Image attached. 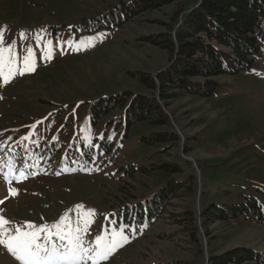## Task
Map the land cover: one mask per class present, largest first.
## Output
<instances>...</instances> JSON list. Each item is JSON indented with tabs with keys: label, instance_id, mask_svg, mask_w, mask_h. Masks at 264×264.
Here are the masks:
<instances>
[{
	"label": "rangeland",
	"instance_id": "1",
	"mask_svg": "<svg viewBox=\"0 0 264 264\" xmlns=\"http://www.w3.org/2000/svg\"><path fill=\"white\" fill-rule=\"evenodd\" d=\"M123 1L132 0H0V31L5 46L15 45L19 67L28 48L35 52L34 71L7 84L0 77V215L22 230L61 217L71 226L79 217L83 227L87 219L86 247L97 235L126 236L100 264H213V257L238 248L264 251V221L254 218L216 222L199 255V246L181 236L161 238L175 228L170 218L153 226L126 221L124 205L191 175L195 196L175 200L171 210L178 214L245 195L264 204V47L251 69L219 76L211 97L181 92L167 109L180 140L150 144L144 137L166 127L146 120L129 125L127 108L134 95L149 94L141 73L156 75L168 64L167 52L149 37L167 31L177 7L192 1L174 0L124 24L83 32L86 21L105 20ZM125 91L133 92L127 105L92 118L97 100ZM0 264L21 262L0 244Z\"/></svg>",
	"mask_w": 264,
	"mask_h": 264
},
{
	"label": "trees",
	"instance_id": "2",
	"mask_svg": "<svg viewBox=\"0 0 264 264\" xmlns=\"http://www.w3.org/2000/svg\"><path fill=\"white\" fill-rule=\"evenodd\" d=\"M174 0L123 1L108 12L105 20L93 18L86 21V30L91 31L114 24H124L140 13L160 9ZM189 7H177L168 30L149 37V40L165 50L168 64L157 74L143 72L141 81L149 94L125 91L102 97L93 105L92 118L97 121L117 106H124L133 96L127 108L129 125L138 121L166 127V130L144 137L150 144L180 140L178 130L172 124L168 107L181 92L188 95L211 97L220 83L218 77L235 75L251 69L264 47V0H191ZM92 25V28H89ZM174 173L182 172L176 165L162 166ZM196 183L193 175L169 179L157 192L143 195L136 202L124 205L126 221L153 226L163 218H170L175 226L162 234L163 239L181 236L189 244L198 245L197 255L202 250L205 233L210 232L218 221H229L242 216L264 221L263 200L256 195H245L240 202L223 204L212 202L203 209L194 207L183 213L171 210L174 202L183 197H193ZM199 209V210H198ZM117 213L119 209H116ZM171 213V215H170ZM140 227V226H138ZM213 264H264V251L242 247L217 255ZM164 264H193L185 259L166 260Z\"/></svg>",
	"mask_w": 264,
	"mask_h": 264
},
{
	"label": "snow or ice",
	"instance_id": "3",
	"mask_svg": "<svg viewBox=\"0 0 264 264\" xmlns=\"http://www.w3.org/2000/svg\"><path fill=\"white\" fill-rule=\"evenodd\" d=\"M67 43L71 45L72 41ZM49 44H51L50 41ZM51 56V51L44 53L45 60L50 59ZM34 60L35 52L28 48L23 57V67H19L20 60L15 52V45L5 46L3 32L0 31V77H3L4 84L9 83L16 75L34 71ZM11 170L10 167L9 172ZM20 176L23 177L24 173L21 172ZM10 191L15 193L16 190L10 188ZM0 203L3 202L0 201ZM82 207V205L78 206V208ZM92 214L93 210L87 213L88 216ZM66 220L67 217H61L60 221L53 225L37 226L28 223L27 230H22V228L13 227L9 220L0 215V244L4 245L21 264H88L89 261L92 264H100V261L107 260L112 252L127 241V237L122 233H113L111 240L97 235L94 244L88 243L86 247L84 236L87 233L89 221L85 219L81 227L79 217L75 226L66 224ZM117 236L119 239H116Z\"/></svg>",
	"mask_w": 264,
	"mask_h": 264
}]
</instances>
